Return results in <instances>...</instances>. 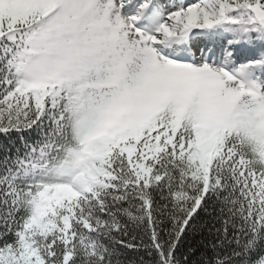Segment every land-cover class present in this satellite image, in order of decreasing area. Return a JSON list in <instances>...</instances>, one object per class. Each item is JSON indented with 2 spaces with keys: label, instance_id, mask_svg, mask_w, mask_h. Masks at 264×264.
<instances>
[{
  "label": "snow or ice",
  "instance_id": "1",
  "mask_svg": "<svg viewBox=\"0 0 264 264\" xmlns=\"http://www.w3.org/2000/svg\"><path fill=\"white\" fill-rule=\"evenodd\" d=\"M0 264H264V0H0Z\"/></svg>",
  "mask_w": 264,
  "mask_h": 264
},
{
  "label": "rangeland",
  "instance_id": "2",
  "mask_svg": "<svg viewBox=\"0 0 264 264\" xmlns=\"http://www.w3.org/2000/svg\"><path fill=\"white\" fill-rule=\"evenodd\" d=\"M157 2L164 4V3H167L168 0H157Z\"/></svg>",
  "mask_w": 264,
  "mask_h": 264
}]
</instances>
